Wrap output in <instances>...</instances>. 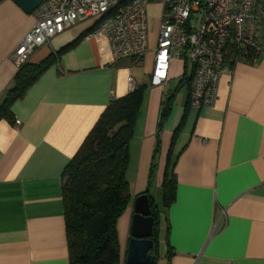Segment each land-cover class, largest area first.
<instances>
[{
    "label": "crops",
    "instance_id": "crops-1",
    "mask_svg": "<svg viewBox=\"0 0 264 264\" xmlns=\"http://www.w3.org/2000/svg\"><path fill=\"white\" fill-rule=\"evenodd\" d=\"M96 23L79 22L37 47L31 63L80 38L13 103V123L0 119V264H69L61 175L109 101L128 93L130 75L145 90L129 142L132 198L117 223L121 264L132 200L146 191L163 226L158 264H264V55L229 61L215 103L193 109L182 79L168 88L171 69L168 84L151 85L155 35L139 63H111L103 34L84 38ZM33 25V13L0 0V97L17 71L13 52ZM167 170L176 191L165 207Z\"/></svg>",
    "mask_w": 264,
    "mask_h": 264
},
{
    "label": "built area",
    "instance_id": "built-area-1",
    "mask_svg": "<svg viewBox=\"0 0 264 264\" xmlns=\"http://www.w3.org/2000/svg\"><path fill=\"white\" fill-rule=\"evenodd\" d=\"M153 0H42L34 25L13 52L18 68L33 51L79 22L96 19L84 38L103 34L111 63L137 64L148 52L146 8ZM162 4L153 49L151 85L168 84L172 60H181L189 80V105H213L228 62L251 63L264 55V0H157ZM128 92L139 81L128 76ZM17 124H19L17 122ZM224 213V212H223Z\"/></svg>",
    "mask_w": 264,
    "mask_h": 264
},
{
    "label": "trees",
    "instance_id": "trees-1",
    "mask_svg": "<svg viewBox=\"0 0 264 264\" xmlns=\"http://www.w3.org/2000/svg\"><path fill=\"white\" fill-rule=\"evenodd\" d=\"M79 39L50 53L39 63L28 61L17 68L12 86L0 97V119L13 123V103L23 98L40 76ZM181 81L189 84L186 78ZM144 90L145 85L140 83L135 91L112 98L63 170L62 200L69 264H121L117 223L132 198L127 179L129 142ZM174 93L167 95L161 103L158 130L170 111ZM162 190L163 204L168 207L175 200L176 191L174 175L168 170L164 174ZM146 193L154 218V246L150 250L149 264H158L160 216L151 195L148 191ZM167 255L170 258L168 244Z\"/></svg>",
    "mask_w": 264,
    "mask_h": 264
},
{
    "label": "water",
    "instance_id": "water-1",
    "mask_svg": "<svg viewBox=\"0 0 264 264\" xmlns=\"http://www.w3.org/2000/svg\"><path fill=\"white\" fill-rule=\"evenodd\" d=\"M25 13L31 14L42 0H11ZM132 218L124 264H149L150 250L154 246V218L150 199L146 192L132 200Z\"/></svg>",
    "mask_w": 264,
    "mask_h": 264
},
{
    "label": "rangeland",
    "instance_id": "rangeland-1",
    "mask_svg": "<svg viewBox=\"0 0 264 264\" xmlns=\"http://www.w3.org/2000/svg\"><path fill=\"white\" fill-rule=\"evenodd\" d=\"M161 10H162V4L157 0L150 1V3L147 5L146 15H147V23H148V29H149V37L151 39L154 37L155 32L157 30ZM183 69H184V66H183V62L181 60H178V61L172 63L171 72H172L173 77H172V80L170 81V83L168 85V88L173 89L175 84L180 79H182V74L184 71ZM183 91H184V89L181 90V94L184 93ZM129 179H130V177H129ZM158 228H159V239H162L164 236L162 234L163 233L162 221H160ZM158 248H159V251L160 250L163 251V249L161 248L160 241L158 244Z\"/></svg>",
    "mask_w": 264,
    "mask_h": 264
}]
</instances>
